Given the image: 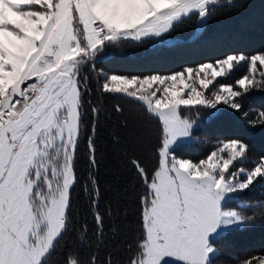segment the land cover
I'll return each mask as SVG.
<instances>
[{
	"label": "snow or ice",
	"instance_id": "obj_1",
	"mask_svg": "<svg viewBox=\"0 0 264 264\" xmlns=\"http://www.w3.org/2000/svg\"><path fill=\"white\" fill-rule=\"evenodd\" d=\"M217 5L219 0H0V264H50L69 232L72 193L79 183L77 151L92 92L87 68L95 70L102 53L126 42L164 40L186 20L206 26ZM221 6L247 4L229 0ZM236 72L239 77L227 82ZM99 87L142 103L161 125L152 171L131 160L145 191L127 264H214V238L254 222L248 207L241 204L237 211L227 205L234 194L264 181V153L243 167L251 148L239 137L221 140L197 162L179 156L177 146L193 137L197 125L186 111L197 117L224 108L240 113L254 91L264 92V50L234 49L170 74H113ZM100 111L91 106L90 168L98 167ZM115 111L123 109L117 105ZM247 123L264 128V106ZM83 191L98 209L99 184L92 173ZM93 219L99 247L104 215L97 210ZM62 264L85 262L72 253ZM87 264L101 262L93 254ZM239 264H264V254Z\"/></svg>",
	"mask_w": 264,
	"mask_h": 264
},
{
	"label": "trees",
	"instance_id": "obj_2",
	"mask_svg": "<svg viewBox=\"0 0 264 264\" xmlns=\"http://www.w3.org/2000/svg\"><path fill=\"white\" fill-rule=\"evenodd\" d=\"M225 0H219L206 26L197 32V19L186 20L167 36L170 43L154 40L144 43L126 42L121 48H112L102 53L96 61L95 70L88 67L92 92L86 97L85 131L77 151L76 171L79 183L72 193L71 226L69 232L57 246L50 264H62L65 255L78 253L87 264L95 254L101 264L111 259L113 264H127L134 254L135 241L139 234V198L145 188L142 180L131 165L137 159L151 172L157 163V147L161 139L160 122L148 114L142 103L131 100L123 94H106L100 91V84L106 76H146L170 74L186 66H196L209 59H216L228 51L237 49L247 54L264 50V0H246L247 7L231 9ZM239 3L240 0H232ZM113 51V55H105ZM120 51V52H119ZM239 77L234 73L227 82L233 83ZM91 101L88 104L87 101ZM100 108L99 130L95 136L98 167L90 168L87 136L91 134V106ZM123 109L118 113L115 107ZM264 106V92L254 91L247 99L240 113L226 108L212 117L201 113L185 112L192 119L202 123L193 130L191 140L180 143L178 155L197 162L215 150L221 140L239 137L249 143L251 153L248 164H254L264 153V128H251L247 120L255 118L256 110ZM244 113H247V118ZM92 173L99 184V208L91 207L90 196L83 191V185ZM248 207L247 215L255 217L254 222L242 229L223 233L214 239L216 254L214 264H239L251 255L264 254V181L251 190L238 193L228 202V207L240 210ZM99 210L104 215L103 243L97 247L96 225L93 213ZM85 226L87 231H85ZM133 250H128V245Z\"/></svg>",
	"mask_w": 264,
	"mask_h": 264
},
{
	"label": "rangeland",
	"instance_id": "obj_3",
	"mask_svg": "<svg viewBox=\"0 0 264 264\" xmlns=\"http://www.w3.org/2000/svg\"><path fill=\"white\" fill-rule=\"evenodd\" d=\"M225 1H229V0H225ZM169 37H167L166 36V38L165 39H168ZM155 42H158V43H162V42H165L164 40H155ZM124 95V94H123ZM202 123V120L201 119H198L197 120V125L196 126H194V129L199 125V124H201ZM192 139V138H191ZM191 139H189V140H191ZM189 140H185L184 142H186V141H189ZM253 164H248L247 162H245V164L244 165H240V166H243V167H251ZM238 197V193L237 194H234L233 195V198H237ZM229 208H232L233 210H237L236 208H234V207H229ZM215 239V238H214Z\"/></svg>",
	"mask_w": 264,
	"mask_h": 264
},
{
	"label": "built area",
	"instance_id": "obj_4",
	"mask_svg": "<svg viewBox=\"0 0 264 264\" xmlns=\"http://www.w3.org/2000/svg\"><path fill=\"white\" fill-rule=\"evenodd\" d=\"M112 55V52H110L109 54H108V56H111Z\"/></svg>",
	"mask_w": 264,
	"mask_h": 264
}]
</instances>
